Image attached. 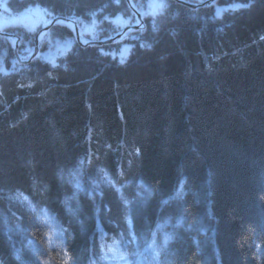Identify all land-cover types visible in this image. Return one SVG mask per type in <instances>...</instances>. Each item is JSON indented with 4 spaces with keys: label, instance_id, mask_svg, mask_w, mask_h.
<instances>
[{
    "label": "trees",
    "instance_id": "obj_1",
    "mask_svg": "<svg viewBox=\"0 0 264 264\" xmlns=\"http://www.w3.org/2000/svg\"><path fill=\"white\" fill-rule=\"evenodd\" d=\"M205 1L131 0L143 26L99 46L55 22L29 62L0 33V264H264V0ZM55 17L84 41L137 21L0 0L20 59Z\"/></svg>",
    "mask_w": 264,
    "mask_h": 264
},
{
    "label": "water",
    "instance_id": "obj_2",
    "mask_svg": "<svg viewBox=\"0 0 264 264\" xmlns=\"http://www.w3.org/2000/svg\"><path fill=\"white\" fill-rule=\"evenodd\" d=\"M126 1L128 2L129 7L133 10L135 15L137 16V18H138L137 23L133 24V25L126 26L124 28H121L114 36H112V37H110L108 39H105V40L85 41V42H83L80 39V37H79L78 29H77V26H76L75 22L70 21V20H68L66 18L55 17V18H52L47 24H45L40 30H38V32L36 33V36L34 38V47H33L32 51H31V53L29 54V56L27 58H25V59H20L18 57V53H17L18 40H19L18 36H15V35H12V34H8V33H6L5 35L11 36L14 39L12 48H13V52H14L15 58L17 59L18 62H29V61L32 60V58L35 56V54L37 53V50H38L37 41H38V38H39L38 37L39 34L43 33L45 30H47L57 20L62 21L63 23L69 25L72 28L73 34H74V38L80 45H83V46L84 45L99 46V45H102V44L113 43V42L117 41L121 37V35L124 33L125 30H127V29L135 30L137 28H140L142 26V24H143V22L141 20V17H140L139 11L133 6V4L130 2V0H126ZM211 1L212 0H206L203 4H208ZM191 6L194 7L193 5H191Z\"/></svg>",
    "mask_w": 264,
    "mask_h": 264
},
{
    "label": "rangeland",
    "instance_id": "obj_3",
    "mask_svg": "<svg viewBox=\"0 0 264 264\" xmlns=\"http://www.w3.org/2000/svg\"><path fill=\"white\" fill-rule=\"evenodd\" d=\"M159 2H156V5L159 7ZM161 6V4H160ZM154 10V7H152L150 5V11H153ZM19 19V17H17ZM16 18V20H17ZM41 18V15L39 16L36 12H34L33 9H27L25 11H23V13L21 14V17H20V20H21V23L26 26L27 28H33L35 25H36V22H39L38 20H40ZM13 21V20H12ZM125 26H123L124 28ZM139 29V28H137ZM126 31V30H125ZM124 31V32H125ZM79 32V30H78ZM73 33V32H72ZM43 34V33H42ZM42 34L40 33L39 34V39L40 37L42 36ZM74 35V34H73ZM115 34H111L108 38L114 36ZM123 35V34H122ZM79 37H80V34H79ZM81 38V37H80ZM108 38H105V39H108ZM38 39V40H39ZM101 40H104V39H101ZM76 41V40H75ZM77 42V41H76ZM78 43V42H77Z\"/></svg>",
    "mask_w": 264,
    "mask_h": 264
},
{
    "label": "bare ground",
    "instance_id": "obj_4",
    "mask_svg": "<svg viewBox=\"0 0 264 264\" xmlns=\"http://www.w3.org/2000/svg\"><path fill=\"white\" fill-rule=\"evenodd\" d=\"M66 19L75 22L74 20H71V19H69V18H66ZM75 24H76V23H75ZM76 26H77V24H76ZM77 29H78V26H77ZM78 30H79V29H78Z\"/></svg>",
    "mask_w": 264,
    "mask_h": 264
},
{
    "label": "snow or ice",
    "instance_id": "obj_5",
    "mask_svg": "<svg viewBox=\"0 0 264 264\" xmlns=\"http://www.w3.org/2000/svg\"><path fill=\"white\" fill-rule=\"evenodd\" d=\"M64 264H68V261H65Z\"/></svg>",
    "mask_w": 264,
    "mask_h": 264
}]
</instances>
